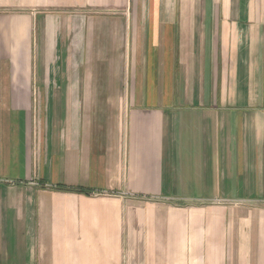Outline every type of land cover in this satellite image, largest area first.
<instances>
[{
  "label": "crops",
  "instance_id": "obj_1",
  "mask_svg": "<svg viewBox=\"0 0 264 264\" xmlns=\"http://www.w3.org/2000/svg\"><path fill=\"white\" fill-rule=\"evenodd\" d=\"M0 264H264V0H0Z\"/></svg>",
  "mask_w": 264,
  "mask_h": 264
},
{
  "label": "rangeland",
  "instance_id": "obj_2",
  "mask_svg": "<svg viewBox=\"0 0 264 264\" xmlns=\"http://www.w3.org/2000/svg\"><path fill=\"white\" fill-rule=\"evenodd\" d=\"M114 40V38L112 39V41ZM111 41V38L109 36H103L101 35L100 37H97L96 38V42L94 44H96V47L94 48V51L97 49V51H95L96 55L98 56H102L103 54H106V53H109L106 48H107V44L109 42H112ZM110 54V53H109ZM82 55V53H81ZM83 58L85 59V51L83 52ZM85 65V61L84 63H82V67H84ZM112 70V76H114L116 78V80L118 78L121 77V69L119 67H116L114 69H111ZM82 71H85V67L82 68Z\"/></svg>",
  "mask_w": 264,
  "mask_h": 264
},
{
  "label": "trees",
  "instance_id": "obj_3",
  "mask_svg": "<svg viewBox=\"0 0 264 264\" xmlns=\"http://www.w3.org/2000/svg\"><path fill=\"white\" fill-rule=\"evenodd\" d=\"M72 189H75V188H72ZM75 190H77V191H81L80 189H77V188H76Z\"/></svg>",
  "mask_w": 264,
  "mask_h": 264
}]
</instances>
